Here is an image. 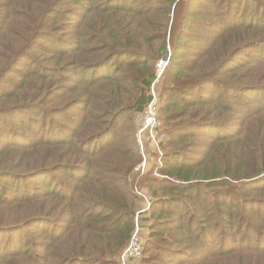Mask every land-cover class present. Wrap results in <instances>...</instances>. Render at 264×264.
<instances>
[{
  "label": "trees",
  "instance_id": "obj_1",
  "mask_svg": "<svg viewBox=\"0 0 264 264\" xmlns=\"http://www.w3.org/2000/svg\"><path fill=\"white\" fill-rule=\"evenodd\" d=\"M198 1L0 0V259L25 255L22 223L28 212H44L47 199L65 203V216L53 224L65 217L73 241L58 262L104 264L124 252L138 205L119 180L141 162L130 115L153 102L156 64L170 48L156 84L168 136L166 179L146 188L151 234L144 251L157 254L141 264H264V247L251 245L264 240V223L244 222L255 216L249 201L264 204V81L254 84L257 71L245 78L241 64L232 65L240 51L264 53V0ZM57 89L58 106L51 98ZM33 116L43 124L32 140ZM45 122L52 136L34 139L47 132ZM117 131L131 132L127 148ZM98 162L119 188L84 187L99 176ZM59 171L76 186L54 179ZM43 175L53 177L50 188ZM224 188L243 195L233 199ZM76 223L95 240L92 249L104 250L87 254L77 245ZM11 233L16 238L8 240Z\"/></svg>",
  "mask_w": 264,
  "mask_h": 264
},
{
  "label": "rangeland",
  "instance_id": "obj_2",
  "mask_svg": "<svg viewBox=\"0 0 264 264\" xmlns=\"http://www.w3.org/2000/svg\"><path fill=\"white\" fill-rule=\"evenodd\" d=\"M197 2L199 3L201 1L197 0ZM254 48L247 49L242 52L240 51L239 52L240 57H238L232 65L241 64L243 68V75L245 76V78L251 76L252 74H254L255 71H257L256 73L257 75L253 83L258 84L257 82L264 81V65L262 63L264 61V53H258L257 51H255ZM169 54H171L170 48H169ZM163 57L156 64V68H155L159 79L164 74L169 63V62L167 63L164 62ZM251 61H260V62H256L255 64H252L249 63ZM163 64H166L165 68ZM13 77L16 78L17 76L13 75ZM157 82L153 86L151 93L154 100L152 103L148 105L145 112L142 114L130 115L132 118L130 125L132 124V121H134L137 127L135 139L137 141L136 143L138 147L137 148L139 153L138 155L141 157V162L129 176H126L125 178L119 180V185L121 188H129L131 190V194L133 196H136L137 205H138V211L135 215V228L137 227L135 231L136 238L133 243H131L132 241L131 239L124 252L129 247L135 249L138 248L139 245H141L142 254L139 256L140 258L131 259L133 261L131 260L126 261L125 262L126 264H141L143 257H147L152 254H157L152 250L144 251V245H146L147 239L151 234L149 222L146 220H148L149 217L148 212L149 210H151L152 201L150 194L146 188H150L151 185L153 184L155 188H157L159 181L157 182L154 181L155 180L162 181L166 179V177L160 174V170L163 168L165 162V152L162 148V143L168 140V136L166 135L165 131H163L165 130L163 123L164 116L162 115L161 112V100L159 97L160 88L159 86L156 87ZM198 94L199 93H196L195 96H197ZM58 95L60 96V98H58ZM62 96H63L62 91L57 89L56 92L52 94L51 97L55 99L53 101V104L58 106V104L61 102ZM246 104L250 105L252 103L247 101ZM253 106L258 107L255 104H253ZM41 118L42 117L39 116L31 117L34 123H32L30 127H28L29 130L26 132V134L29 136L30 139H32V132H33L32 130L34 126H37V128L39 129L41 127V124H43L39 122L42 120ZM55 118L58 121V116ZM26 120L28 121L29 124V118H27ZM100 120L105 122L104 117H100ZM121 123L125 124L126 120H122ZM45 124L47 127L46 129L47 132L42 133L43 131L39 130V133L41 134L36 136L34 139H36L39 136L44 137L46 136V134L47 136H52L53 131L49 129V123L45 122ZM147 126L149 127L147 128ZM116 133L119 136V142L120 143L122 142L120 147L124 149L125 146V148H127L128 145L130 144L129 142L132 140L131 132H126V134H123L122 132L118 133L117 131ZM125 135L127 138L125 137ZM106 142H107V138L105 137L102 140L98 141L97 144L102 145V144H106ZM103 147H104L103 149L108 148V146H103ZM165 148L168 151L173 152L174 148L176 147L174 145H170V146L166 145ZM111 152L115 153L114 150H112ZM103 156L101 157V159L103 158ZM61 162L62 160H58V163ZM96 166L98 167L99 176L96 179L89 181L84 187L112 188V186H115L116 188H119L118 182L110 181L103 178L102 174L99 171V162L96 164ZM60 172L61 171H59L54 176V179L58 178L59 176V178L63 183H66L69 186L70 185L76 186L77 182H74L73 180H66V175L69 174V172H64V173H60ZM85 174L86 175L81 176L82 178H86L85 180L91 177V174L89 172H86ZM40 178L50 179V184H49L50 186L48 185L45 187L46 188L51 187V182L52 180H54L53 177L49 175H43ZM38 179L39 177L37 179H31L28 182L23 183L24 185H20V188H16V187L15 188L18 191L30 184L34 186V184L39 182ZM230 184L235 185L232 182H230ZM33 189H34L33 187H29L30 191H33ZM241 189L242 188H224L220 190H222V192H224L225 194L228 195L231 194L233 199L237 200L240 199L243 195ZM59 190H62V188H59ZM249 202L253 212H255V216L249 215V218L247 219L245 218L244 219L245 224L249 223L250 224L249 227H252L254 224H261L260 222L264 223V219L256 215V212H260L264 214L263 202L255 201V204L253 201H249ZM43 207H45L44 212L41 211V209L39 208L32 212H28L27 214H30V216L28 217L26 222L22 223V224L26 223V225L22 227V228H26L25 238L23 239L25 246L24 249L25 255L23 257L21 256L15 257L14 255H10V258L0 259V264H71L70 261L69 262L68 260L65 261V259L62 260L63 262H58V253L60 254V256L62 255L66 256L73 247V241L71 239H67L66 227L64 226L63 223L65 217L63 219H60V223L62 224V226L59 225L58 223L53 224L55 221H58V216L61 217L65 216L67 211L65 207V203L58 202L57 199H47ZM17 210L19 212L21 211L24 214V208L22 209L18 208ZM76 226H78L77 233H73L72 238L75 239L77 245L79 246L81 245L83 247L84 251L87 254L93 250L94 251L104 250L103 248L92 249L93 246L95 245V240L93 239V237H91L89 233L86 230H84L80 224L76 223ZM27 232L31 234L28 237H27ZM239 232H237L236 234H239ZM11 238H16V235H13V233H11L8 240H10ZM233 239H234L233 235H230L229 241H233ZM251 245L257 247H264V240H260L257 242L252 241ZM43 247H46V251L42 250ZM124 252H122L119 257H113V258H111L107 253L108 259H106V263L104 264H123L124 262L122 260V257ZM97 253L100 254L101 252H97ZM231 261L233 263H239L238 260H231ZM259 261L262 262L261 260Z\"/></svg>",
  "mask_w": 264,
  "mask_h": 264
},
{
  "label": "built area",
  "instance_id": "obj_3",
  "mask_svg": "<svg viewBox=\"0 0 264 264\" xmlns=\"http://www.w3.org/2000/svg\"><path fill=\"white\" fill-rule=\"evenodd\" d=\"M163 66L165 68L166 67V64H163ZM150 122H151V119H150ZM148 127L149 126H147V128ZM135 238H136V234H134L131 243H133L135 241ZM141 254H142V252H141V245H139V247L138 248H135V249H133L131 247L127 248V250L124 252L123 257H122V260L124 262L123 264H126L125 262L126 261H129L131 259L140 258L139 256Z\"/></svg>",
  "mask_w": 264,
  "mask_h": 264
},
{
  "label": "water",
  "instance_id": "obj_4",
  "mask_svg": "<svg viewBox=\"0 0 264 264\" xmlns=\"http://www.w3.org/2000/svg\"><path fill=\"white\" fill-rule=\"evenodd\" d=\"M170 58H171V55H170V54H167V55L163 58V61L167 63V62L170 61Z\"/></svg>",
  "mask_w": 264,
  "mask_h": 264
}]
</instances>
